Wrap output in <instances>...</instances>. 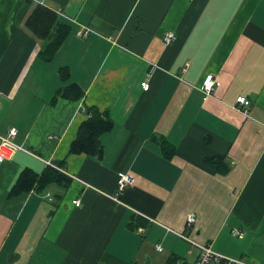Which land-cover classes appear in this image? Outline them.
I'll return each mask as SVG.
<instances>
[{"label": "crops", "instance_id": "crops-1", "mask_svg": "<svg viewBox=\"0 0 264 264\" xmlns=\"http://www.w3.org/2000/svg\"><path fill=\"white\" fill-rule=\"evenodd\" d=\"M38 5L70 27L52 60L27 27ZM0 105L19 146L0 161V264H194L181 235L264 264V0H0ZM90 107L113 122L104 153L70 154ZM50 167L69 185L20 180Z\"/></svg>", "mask_w": 264, "mask_h": 264}, {"label": "trees", "instance_id": "trees-1", "mask_svg": "<svg viewBox=\"0 0 264 264\" xmlns=\"http://www.w3.org/2000/svg\"><path fill=\"white\" fill-rule=\"evenodd\" d=\"M27 27L36 37L44 40L45 47L41 51V55L46 60H52L54 58L70 33L69 25L59 19L58 13L42 5L34 8L27 20ZM61 73L64 78L69 75L66 69H63ZM59 93L73 99H78L83 95L82 89L75 83L70 85L69 88L59 91ZM88 113L89 118L82 123L77 138L71 144L70 154L86 153L91 156L100 157L104 153L101 140L102 135L112 129L113 122L106 113L101 112L95 107L88 108ZM160 141L164 155L171 157L174 153V147L166 139ZM29 173L28 171L23 172L20 180L28 175L32 177L30 180L37 182L41 189L52 183H61L68 186L71 181L69 176L51 167L42 175H29ZM33 185L34 183H31L27 188ZM164 264L190 263L180 256L172 254L166 259ZM217 264L227 263L226 261H221Z\"/></svg>", "mask_w": 264, "mask_h": 264}, {"label": "built area", "instance_id": "built-area-1", "mask_svg": "<svg viewBox=\"0 0 264 264\" xmlns=\"http://www.w3.org/2000/svg\"><path fill=\"white\" fill-rule=\"evenodd\" d=\"M80 36H87L89 33V29L83 26V29H80L77 32ZM176 39V35L173 32H169L165 36V42L167 44H171L174 40ZM144 88L148 89L149 84L148 83H143ZM218 85V81L216 77L212 74L208 75L205 80L203 81V85L201 87V91L205 93L206 95H209L213 92L215 87ZM238 105H243V106H248L250 104V100H248L245 96H240L237 100ZM1 109V105H0ZM17 130L13 129L11 131V134H16ZM18 145L12 141L9 137L6 136H0V161H5L7 159L12 158L14 155L15 151L18 149ZM136 178L133 174L131 173H124L119 176L118 178V192L121 193L123 192L128 186L132 185L135 182ZM76 205L81 204V199L78 198L74 201ZM196 221V215L195 214H190L187 218V224L189 226H192L193 223ZM139 232H144L145 229L140 227ZM234 234L238 236H242V232L240 230H234ZM182 237L190 240L194 244H196L199 249H200V254L199 257L196 260L195 264H217L221 261H226L227 264H246L245 262L241 260H236L233 258L226 257L216 251L213 250V248L210 245H203V244H198L197 242H194L193 240L189 239L185 235H181ZM159 250H162V246L158 245L157 246Z\"/></svg>", "mask_w": 264, "mask_h": 264}, {"label": "water", "instance_id": "water-1", "mask_svg": "<svg viewBox=\"0 0 264 264\" xmlns=\"http://www.w3.org/2000/svg\"><path fill=\"white\" fill-rule=\"evenodd\" d=\"M145 264H151V258L150 257H147V261Z\"/></svg>", "mask_w": 264, "mask_h": 264}]
</instances>
